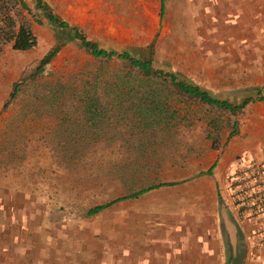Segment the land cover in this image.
I'll use <instances>...</instances> for the list:
<instances>
[{"label":"rangeland","instance_id":"374dc122","mask_svg":"<svg viewBox=\"0 0 264 264\" xmlns=\"http://www.w3.org/2000/svg\"><path fill=\"white\" fill-rule=\"evenodd\" d=\"M43 1L99 47L145 57L153 41L156 65L212 95L236 103L259 88L263 98L235 115L190 101L176 104L188 118L184 127L172 137H162V142L146 143L145 150L154 152L151 161L158 165L147 179H135L127 167L133 162L130 152L135 145L120 140L127 137L124 131L114 130L109 123L93 129L79 114L81 92L93 85L102 89L107 85L93 83L91 77L99 68L104 75L117 69L118 62L94 58L70 41L42 72L31 77L29 73L53 44L55 29L34 8V0H25L41 23L24 12L36 46L15 51L6 44L0 51V171L10 179L11 194L19 196L11 232L15 241L24 227L26 253H37L36 243L67 247L80 233L82 242L92 227L104 225L108 217L106 210L85 217L86 208L136 189L140 183L167 179L173 165L198 160L209 150L205 129L212 118L219 116L222 142L230 120L237 124L235 136L264 134V0H207L206 6L196 8H189L186 0H160L157 7L144 9H128L112 1V7L84 10L86 16L79 9L64 8L58 0ZM12 82L18 83V92L2 108ZM57 224L63 226L61 231ZM253 229L248 231L249 238ZM28 258L40 259V254Z\"/></svg>","mask_w":264,"mask_h":264},{"label":"crops","instance_id":"0c3cea01","mask_svg":"<svg viewBox=\"0 0 264 264\" xmlns=\"http://www.w3.org/2000/svg\"><path fill=\"white\" fill-rule=\"evenodd\" d=\"M112 1L121 2L118 6L128 9L157 7L160 3V0H58L64 8L79 9L81 16L89 15L84 10L91 7H112ZM186 1L189 8L207 4V0ZM263 144V133L249 132L245 138L239 135L230 138L217 150L208 146L209 150L198 160L173 165L170 177L158 181L172 184L109 206L121 210L111 212L109 207L105 208L108 217L104 225L92 227L82 242L80 233L67 247H41L36 243L40 254L36 260L28 258L37 255L36 251L26 253L24 227L13 239L11 227L17 221L13 209L18 210L15 200L19 196L11 194L10 179L0 171V264H264V245L256 246L253 237L248 236L256 224L237 218L228 191V171L236 160L258 158ZM19 209L27 217L28 213ZM56 229L61 231L63 226L57 224Z\"/></svg>","mask_w":264,"mask_h":264},{"label":"trees","instance_id":"16d2710c","mask_svg":"<svg viewBox=\"0 0 264 264\" xmlns=\"http://www.w3.org/2000/svg\"><path fill=\"white\" fill-rule=\"evenodd\" d=\"M34 8L41 12V16L55 29V33L52 46L39 58L29 73L31 77L42 72L58 50L70 41L77 43L94 58L105 61L114 59L118 62L117 69L106 71L104 75L99 68L91 77L95 81L93 83L104 81L107 85L103 89L93 85L81 92L79 114L93 129H101L103 124L109 123L114 130L124 131L127 137L120 140L135 145L131 147L134 152H130L133 162L127 165L135 179H147L151 170L158 165L151 161L150 154L154 152L145 150L146 143L149 144L155 139L162 142L164 140L162 137L167 135L172 137L184 127L183 122L188 118L180 113V109L175 107L176 104L190 101L218 112L235 115L248 103L261 101L263 98L259 88H253L254 94L243 96L236 103L216 97L176 72L156 65L152 59L153 41L148 44L145 57H139L126 50L104 49L76 26L55 15L43 0H34ZM162 9L161 6L160 16ZM24 12L32 13L34 21L37 24L41 23L39 17L34 16L28 8L25 0H0V51L6 44L15 51H26L36 46V37L24 17ZM18 87L17 82L11 83L2 108L16 96ZM218 117L210 119L205 129V138L209 140L210 148L214 150L224 147L228 139L238 133L235 120H230L228 133L222 142L220 139L222 127ZM172 183L154 180L146 184L140 183L136 189L86 208L83 215L85 217L97 215L117 201L136 198L148 190Z\"/></svg>","mask_w":264,"mask_h":264},{"label":"built area","instance_id":"2783aa9c","mask_svg":"<svg viewBox=\"0 0 264 264\" xmlns=\"http://www.w3.org/2000/svg\"><path fill=\"white\" fill-rule=\"evenodd\" d=\"M228 191L239 220L256 224L253 242L264 245V144L260 156L241 157L228 171Z\"/></svg>","mask_w":264,"mask_h":264}]
</instances>
